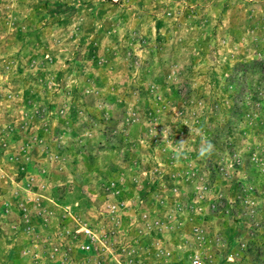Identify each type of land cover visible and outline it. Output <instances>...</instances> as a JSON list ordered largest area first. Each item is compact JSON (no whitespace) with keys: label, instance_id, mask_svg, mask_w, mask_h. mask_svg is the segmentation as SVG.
<instances>
[{"label":"rangeland","instance_id":"374dc122","mask_svg":"<svg viewBox=\"0 0 264 264\" xmlns=\"http://www.w3.org/2000/svg\"><path fill=\"white\" fill-rule=\"evenodd\" d=\"M255 60L264 0H0V264H264Z\"/></svg>","mask_w":264,"mask_h":264},{"label":"trees","instance_id":"16d2710c","mask_svg":"<svg viewBox=\"0 0 264 264\" xmlns=\"http://www.w3.org/2000/svg\"><path fill=\"white\" fill-rule=\"evenodd\" d=\"M235 80L238 82V80L243 81V83H246L245 87L241 86V84L239 85V87H242V91L244 89L245 92L242 93H246V95L250 94V97H257V90L258 87H255V85H259L258 83H255V81H257L256 78L258 79H264V62L263 61H252L250 63H243L241 64L235 71V76H234ZM253 77V78H251ZM249 83L251 86H249ZM238 85V83H237ZM246 87H248V90H246ZM239 88V91H240ZM256 88V89H255ZM249 89H251L252 92H248ZM252 100V98H250ZM242 103V104H241ZM245 103V101H242V98L240 100V102H236L235 101V106H234V110L238 113H240L239 111L242 110V105ZM241 105V107L239 106Z\"/></svg>","mask_w":264,"mask_h":264},{"label":"clouds","instance_id":"9594fccd","mask_svg":"<svg viewBox=\"0 0 264 264\" xmlns=\"http://www.w3.org/2000/svg\"><path fill=\"white\" fill-rule=\"evenodd\" d=\"M190 132H191V128ZM169 130L167 129H163L162 132V137L163 140L167 139V133ZM178 147H173L172 145H169V147H171L172 153H173V160L175 162H180L182 159H186L188 158V149L186 147V141L185 140H180L179 142H177ZM214 145L211 142H202L201 147L198 151V158L199 159H204V158H208L212 155L213 151H214Z\"/></svg>","mask_w":264,"mask_h":264},{"label":"built area","instance_id":"2783aa9c","mask_svg":"<svg viewBox=\"0 0 264 264\" xmlns=\"http://www.w3.org/2000/svg\"><path fill=\"white\" fill-rule=\"evenodd\" d=\"M192 264H201L198 260H194Z\"/></svg>","mask_w":264,"mask_h":264}]
</instances>
